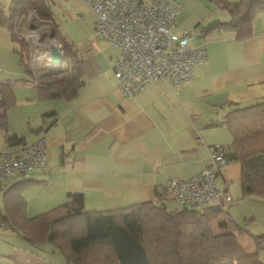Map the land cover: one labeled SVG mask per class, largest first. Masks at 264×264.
Returning <instances> with one entry per match:
<instances>
[{"label":"crops","instance_id":"1","mask_svg":"<svg viewBox=\"0 0 264 264\" xmlns=\"http://www.w3.org/2000/svg\"><path fill=\"white\" fill-rule=\"evenodd\" d=\"M49 1L52 11L59 7L62 16L57 21L53 11L55 22L82 61V85L72 99L43 96L38 87L42 74L66 77L67 62L59 71L51 62L50 48L37 57L32 52L34 74L27 73L19 61L18 43L0 26V82L13 84V99L4 100L0 111V155L41 137L48 154L46 168L31 174L22 191L28 217L70 201L71 193L83 195L86 210L156 200V192L168 189L170 179L189 177L206 167L213 146L231 149L229 129L214 123L234 107L264 100V11L255 16L249 38L238 39L232 29L203 36L208 22L230 20L229 8L212 0H184L174 31L192 30L191 46L205 45L207 61L197 65L193 78L179 88L152 82L127 97L114 73L119 50L95 34L91 7L85 0ZM11 2L0 0V9L7 10ZM51 41L50 37L48 47ZM13 135L20 142L9 141ZM240 177L241 164L234 160L217 172L219 186L232 195L224 204L226 215L240 225L251 219L247 227L264 233V197H242ZM12 180L0 185V264H68L51 243L32 244L2 223V215L13 209L7 194ZM244 243L253 250L251 240ZM259 257L264 263V249Z\"/></svg>","mask_w":264,"mask_h":264},{"label":"trees","instance_id":"2","mask_svg":"<svg viewBox=\"0 0 264 264\" xmlns=\"http://www.w3.org/2000/svg\"><path fill=\"white\" fill-rule=\"evenodd\" d=\"M212 1L229 8L230 20L208 22L202 27L203 36L232 29L238 39L249 38L255 16L264 11V0ZM31 11L53 23L54 38L62 47L69 68L64 78L55 73L38 76L39 91L46 97L70 100L82 85V61L55 22L51 2L12 0L7 10L0 9V26L11 31L19 45L20 63L27 73L34 74L32 51L20 31L21 20ZM0 98L3 105L13 99L12 83L0 82ZM213 125L227 126L232 135L231 149L223 150L228 160L241 164L242 197H264V100L234 107ZM8 139L20 142L16 135ZM29 181L24 177L12 180L7 194L13 209L3 214L1 221L32 244L51 243L53 250L64 255L68 264H264L259 257V251L264 249V233H255L247 227L251 219H246L244 225L236 223L226 215L224 205L171 208L166 189L156 192V200L136 202L119 209L86 210L83 195L71 193L70 201L28 217L22 191ZM246 238L251 240L253 250L245 245Z\"/></svg>","mask_w":264,"mask_h":264},{"label":"built area","instance_id":"3","mask_svg":"<svg viewBox=\"0 0 264 264\" xmlns=\"http://www.w3.org/2000/svg\"><path fill=\"white\" fill-rule=\"evenodd\" d=\"M184 0H85L96 14L95 34L116 46L114 73L118 87L132 97L152 82L179 88L194 76L197 65L208 59L205 45L191 46L192 30L177 33V17ZM2 101L0 99V111ZM45 138L25 143L0 155V185L15 177L29 178L46 168ZM229 160L221 146H213L209 163L200 172L168 182L171 202L180 205L216 204L232 201L221 188L217 172Z\"/></svg>","mask_w":264,"mask_h":264},{"label":"rangeland","instance_id":"4","mask_svg":"<svg viewBox=\"0 0 264 264\" xmlns=\"http://www.w3.org/2000/svg\"><path fill=\"white\" fill-rule=\"evenodd\" d=\"M53 11L58 21L62 16L59 7L57 5L54 6ZM35 14L36 12L32 11L25 20H21L20 22V31H22L24 37L27 38L34 57L36 55L41 56L45 54L49 49L48 43L50 41V33L53 31L51 22L42 20ZM62 75L64 76L65 74ZM169 206L171 208L176 207L175 203H170Z\"/></svg>","mask_w":264,"mask_h":264},{"label":"water","instance_id":"5","mask_svg":"<svg viewBox=\"0 0 264 264\" xmlns=\"http://www.w3.org/2000/svg\"><path fill=\"white\" fill-rule=\"evenodd\" d=\"M52 41L50 42V54H51V62L54 63V68L59 70L62 67L63 62L65 61L64 53L61 47L54 41V34L50 35ZM60 71V70H59Z\"/></svg>","mask_w":264,"mask_h":264}]
</instances>
